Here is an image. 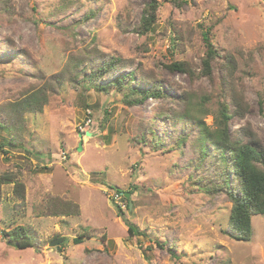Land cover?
I'll list each match as a JSON object with an SVG mask.
<instances>
[{"label": "rangeland", "instance_id": "374dc122", "mask_svg": "<svg viewBox=\"0 0 264 264\" xmlns=\"http://www.w3.org/2000/svg\"><path fill=\"white\" fill-rule=\"evenodd\" d=\"M154 1L153 28L139 34ZM204 32L220 54L210 79L200 75ZM111 58L114 75L131 72L133 89L158 86L162 97L131 106L125 90H96L87 77ZM263 93L264 0H0V124L12 128H0L11 142L0 174L14 177L0 186V264H264V215L251 217L249 242L224 233L232 203L199 187L218 182L217 167L206 160L203 176L194 141V120L216 129L227 100L238 112L231 141L264 147ZM16 226L35 247L7 243Z\"/></svg>", "mask_w": 264, "mask_h": 264}, {"label": "trees", "instance_id": "16d2710c", "mask_svg": "<svg viewBox=\"0 0 264 264\" xmlns=\"http://www.w3.org/2000/svg\"><path fill=\"white\" fill-rule=\"evenodd\" d=\"M150 5L144 9V14L141 19V25L137 29L139 34H147L152 28L156 20V10L158 4ZM180 7V4H179ZM202 40L204 41L206 50L204 58L201 62L200 75L210 79L212 77L213 65L216 59L220 57V54L213 48L208 38V32L202 33ZM119 59L111 58L106 62H103L101 67L93 71L90 76L87 77L88 81L96 86V90L105 91L109 87H113L118 91H126V102L128 105H138L145 102L149 98L157 99L162 97L158 86H148L146 88L136 90L132 88V84L136 82L133 73H122L114 75V70L117 69ZM230 60L226 58L222 68L228 67ZM170 71H176L184 73L193 78L192 71L181 63H173L165 66ZM111 77V81L100 86L99 82L103 77ZM223 86L226 82H222ZM225 92V90L222 89ZM225 98V94H222ZM34 96V98H32ZM35 95L28 98V102L38 110L41 109V103L37 104L35 101ZM219 105L216 114L218 115L217 128L211 130L205 126L202 120H194L197 134L194 136V141L199 142L197 168L202 171L203 176L207 172V166L205 161L212 162L216 167L215 173L218 177V182L211 185V180L208 177H202L198 180L201 184L205 194L213 196L215 194H225L229 201L232 203L228 229L225 230V234L234 241L249 242L252 238L251 229V217L255 215H264V147L259 148L257 144L253 142H232L228 133V123L234 115H237L236 111H229V102L222 100ZM264 103V93L260 96V104ZM24 109L26 105H23ZM202 116L207 115L208 109L205 110L203 105L199 102L197 106ZM243 113V112H242ZM239 112L240 115H242ZM170 117V116H169ZM179 117L186 118L183 114ZM175 118H178L175 116ZM188 121V120H187ZM193 121V120H192ZM0 128L11 131L12 128H7L0 124ZM3 131V130H2ZM149 132L152 133L151 128ZM185 141L183 137H178L176 145L179 147ZM10 141H0V151L6 154L3 146H9ZM210 145L212 149L211 154L208 153L207 146ZM212 164V165H213ZM204 172V173H203ZM207 172V173H206ZM207 180V181H204ZM14 183V177L10 174H0V186L3 184ZM22 184L16 183L14 191L18 196L22 194ZM117 194L120 191L116 192ZM125 199V198H124ZM63 209H66V214H77L78 208L75 204L64 203ZM128 204L126 205L128 209ZM70 207L74 212H70ZM67 208H69L67 210ZM56 209V208H54ZM61 212H58L60 214ZM57 214V212H55ZM129 232L133 231L131 226L128 227ZM7 243L17 250H23L30 247H35L33 243V236L31 231L23 226H16L8 232H4ZM74 244H81L82 238L73 239Z\"/></svg>", "mask_w": 264, "mask_h": 264}, {"label": "built area", "instance_id": "2783aa9c", "mask_svg": "<svg viewBox=\"0 0 264 264\" xmlns=\"http://www.w3.org/2000/svg\"><path fill=\"white\" fill-rule=\"evenodd\" d=\"M90 115V112H88V116ZM87 116V117H88ZM88 118H90V117H88ZM90 119H87L85 122H84V127H82V128H80V130L81 131H84L85 132V129H86V127H88V125L90 124ZM116 197H120V198H122V196H119L118 194H116ZM120 207H124V205H120Z\"/></svg>", "mask_w": 264, "mask_h": 264}, {"label": "water", "instance_id": "95a60500", "mask_svg": "<svg viewBox=\"0 0 264 264\" xmlns=\"http://www.w3.org/2000/svg\"><path fill=\"white\" fill-rule=\"evenodd\" d=\"M128 197H129V194H128V193H125V194H124V198L126 199V198H128ZM130 207H131V204L129 203V209H130ZM60 242H61V240L53 241V242L50 244V246H55V245L59 244Z\"/></svg>", "mask_w": 264, "mask_h": 264}]
</instances>
